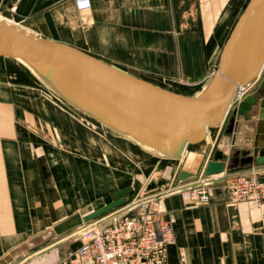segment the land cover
<instances>
[{
    "label": "crops",
    "instance_id": "obj_1",
    "mask_svg": "<svg viewBox=\"0 0 264 264\" xmlns=\"http://www.w3.org/2000/svg\"><path fill=\"white\" fill-rule=\"evenodd\" d=\"M249 1L0 0V19L189 98L213 77ZM256 89L264 91V65L246 95ZM219 131L207 129L178 156L153 153L0 57V263L87 264L71 249L82 217L130 187L115 210L154 193L170 221L163 264H264V202L227 203L218 189L205 205L186 196L215 150L224 173L264 174V164L240 162L264 146V102L229 134ZM181 171L192 176L178 181Z\"/></svg>",
    "mask_w": 264,
    "mask_h": 264
},
{
    "label": "water",
    "instance_id": "obj_2",
    "mask_svg": "<svg viewBox=\"0 0 264 264\" xmlns=\"http://www.w3.org/2000/svg\"><path fill=\"white\" fill-rule=\"evenodd\" d=\"M0 57L24 60L72 106L142 144L156 149L168 147L171 150L167 155L174 157L186 145L201 141L207 129L219 126V136L229 134L236 117L247 116L254 105L264 102V91L256 89L228 110L232 93L257 78L264 65V0L249 1L225 41L210 83L197 97L168 93L74 48L35 37L2 19ZM223 158L221 151L215 150L201 175L224 173L227 164ZM240 162L264 164V146L254 147ZM191 176L181 171L177 180ZM130 191L127 187L115 192L113 201L84 215L82 222L121 205ZM78 246L76 242L71 249Z\"/></svg>",
    "mask_w": 264,
    "mask_h": 264
},
{
    "label": "built area",
    "instance_id": "obj_3",
    "mask_svg": "<svg viewBox=\"0 0 264 264\" xmlns=\"http://www.w3.org/2000/svg\"><path fill=\"white\" fill-rule=\"evenodd\" d=\"M247 91L248 85L236 89L229 107H236ZM215 189L224 193L227 203H262L264 174L202 176L186 191V196L192 205H205L210 191ZM123 206V209L101 215L79 229L76 257L87 264H163L165 247L172 242L173 233L157 194L132 198ZM131 207H134V214L128 215L125 211Z\"/></svg>",
    "mask_w": 264,
    "mask_h": 264
},
{
    "label": "bare ground",
    "instance_id": "obj_4",
    "mask_svg": "<svg viewBox=\"0 0 264 264\" xmlns=\"http://www.w3.org/2000/svg\"><path fill=\"white\" fill-rule=\"evenodd\" d=\"M19 61L20 63H22L23 65H25L28 69H30L32 71V73H34V75H36L38 77V79L52 92H54L56 95H58L49 85L48 83H46L45 81H43L37 74L36 72L32 69V67H30L28 65V63H26L24 60H17ZM29 71V70H28ZM211 81V80H210ZM210 81L205 85L204 87V90L206 89V87L208 86V84L210 83ZM203 90V91H204ZM202 91V92H203ZM200 94L198 93L195 97L199 96ZM89 115V114H88ZM100 121V120H99ZM102 122V121H100ZM104 123V122H102ZM105 124V123H104ZM107 125V124H105ZM109 126V125H107ZM111 127V126H109ZM112 129H114L115 131L118 132V130H116L115 128L111 127ZM126 136H128L130 139H132L133 141H135L136 143H138L139 145H141L142 147L146 148L147 150L153 152V153H156V154H159V155H167V152H169L171 149L168 148V147H164V146H158L157 149L156 148H153V147H150L148 145H145V144H142L140 143L139 141H137L136 139H134L132 136L128 135V134H125ZM161 151V152H160Z\"/></svg>",
    "mask_w": 264,
    "mask_h": 264
},
{
    "label": "rangeland",
    "instance_id": "obj_5",
    "mask_svg": "<svg viewBox=\"0 0 264 264\" xmlns=\"http://www.w3.org/2000/svg\"><path fill=\"white\" fill-rule=\"evenodd\" d=\"M203 90H204V89H203ZM203 90H202V91H203ZM51 93H52L53 95L56 96V94H55L54 92L51 91ZM57 96H59V95H57ZM59 97H60V96H59ZM68 105H70V104L68 103ZM231 109H232V108H230V107L228 108L229 111H230ZM197 177H198V176H197ZM200 177H202L201 174H200L199 178H200ZM130 200H131V198L128 199V202H129ZM119 207L121 208V205H120V206H117V207H115V208H113L112 210L106 212L105 214H107V213H109V212H111V211H114L115 209H118ZM105 214H103V215H105ZM93 220H94V219H93ZM93 220H91V221H89V222H92ZM89 222H87V223H89ZM87 223L83 224L82 226L86 225Z\"/></svg>",
    "mask_w": 264,
    "mask_h": 264
}]
</instances>
